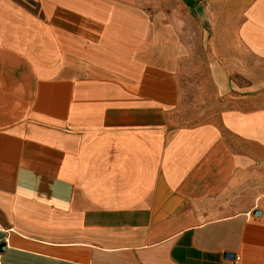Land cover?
Masks as SVG:
<instances>
[{
  "label": "crops",
  "instance_id": "1",
  "mask_svg": "<svg viewBox=\"0 0 264 264\" xmlns=\"http://www.w3.org/2000/svg\"><path fill=\"white\" fill-rule=\"evenodd\" d=\"M172 4L0 0V264H264V0Z\"/></svg>",
  "mask_w": 264,
  "mask_h": 264
},
{
  "label": "rangeland",
  "instance_id": "2",
  "mask_svg": "<svg viewBox=\"0 0 264 264\" xmlns=\"http://www.w3.org/2000/svg\"><path fill=\"white\" fill-rule=\"evenodd\" d=\"M172 3L174 8L179 10L175 14L179 15L183 22L187 18L190 22L189 27H193V19L189 16V13L186 10L181 11L179 9L180 0H172ZM205 31L207 30L203 29L202 31L203 39L206 36ZM209 54L204 48L196 50V58L185 63V68L183 69L185 73L181 77L183 96L181 106L177 112L179 114V125L199 123L212 113L209 108L210 102L213 101L212 84L209 75H207ZM256 69L264 71V63ZM234 78L238 80L241 77L235 76ZM243 80L246 83L248 82L247 78H243Z\"/></svg>",
  "mask_w": 264,
  "mask_h": 264
},
{
  "label": "water",
  "instance_id": "3",
  "mask_svg": "<svg viewBox=\"0 0 264 264\" xmlns=\"http://www.w3.org/2000/svg\"><path fill=\"white\" fill-rule=\"evenodd\" d=\"M3 248V243H0V250Z\"/></svg>",
  "mask_w": 264,
  "mask_h": 264
}]
</instances>
